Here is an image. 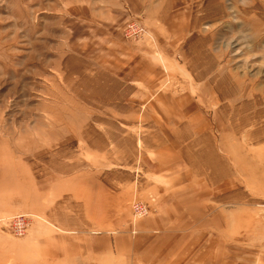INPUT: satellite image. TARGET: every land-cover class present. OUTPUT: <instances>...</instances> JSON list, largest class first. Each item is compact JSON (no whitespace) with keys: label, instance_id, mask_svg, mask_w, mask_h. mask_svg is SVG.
Instances as JSON below:
<instances>
[{"label":"rangeland","instance_id":"obj_1","mask_svg":"<svg viewBox=\"0 0 264 264\" xmlns=\"http://www.w3.org/2000/svg\"><path fill=\"white\" fill-rule=\"evenodd\" d=\"M0 264H264V0H0Z\"/></svg>","mask_w":264,"mask_h":264},{"label":"built area","instance_id":"obj_2","mask_svg":"<svg viewBox=\"0 0 264 264\" xmlns=\"http://www.w3.org/2000/svg\"><path fill=\"white\" fill-rule=\"evenodd\" d=\"M147 212L146 208L142 205V206H138L135 209V215L136 217H140L143 214H145ZM12 226H13V232H15L18 235H22L23 233H25L26 230V226L27 223L25 221V217L24 216H16L14 217V220L12 222Z\"/></svg>","mask_w":264,"mask_h":264}]
</instances>
